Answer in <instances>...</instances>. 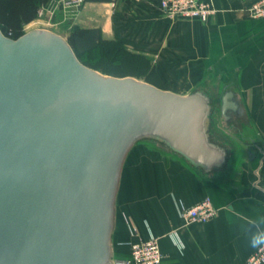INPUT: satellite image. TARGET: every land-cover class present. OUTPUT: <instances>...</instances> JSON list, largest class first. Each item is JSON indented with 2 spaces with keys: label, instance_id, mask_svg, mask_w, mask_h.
Listing matches in <instances>:
<instances>
[{
  "label": "water",
  "instance_id": "1",
  "mask_svg": "<svg viewBox=\"0 0 264 264\" xmlns=\"http://www.w3.org/2000/svg\"><path fill=\"white\" fill-rule=\"evenodd\" d=\"M222 97L223 115L236 109ZM214 103L84 64L66 36L0 29V264H117L114 233L127 157L155 140L206 172L227 149Z\"/></svg>",
  "mask_w": 264,
  "mask_h": 264
},
{
  "label": "crops",
  "instance_id": "2",
  "mask_svg": "<svg viewBox=\"0 0 264 264\" xmlns=\"http://www.w3.org/2000/svg\"><path fill=\"white\" fill-rule=\"evenodd\" d=\"M205 1L216 8L206 21L169 18L160 0H87L69 11L50 0L44 17L25 26L63 35L75 24L99 27L105 38L151 59L157 84L177 93L202 89L220 96V119L212 117L210 129L228 151L224 166L206 172L155 140L140 141L129 153L114 233L121 258L127 257L129 242L151 235L159 239L162 264H245L258 249L248 240L249 229L264 218V18L246 11L259 0ZM228 91L238 107L223 115ZM205 197L217 215L187 222L181 209ZM175 230L182 247L171 236Z\"/></svg>",
  "mask_w": 264,
  "mask_h": 264
},
{
  "label": "trees",
  "instance_id": "3",
  "mask_svg": "<svg viewBox=\"0 0 264 264\" xmlns=\"http://www.w3.org/2000/svg\"><path fill=\"white\" fill-rule=\"evenodd\" d=\"M50 0H0V29L4 34L17 39L26 32L25 26L38 17L39 10ZM116 1V0H96ZM79 59L86 65L105 74L114 76H135L149 81L164 89H169L165 83L157 84L156 67L152 60L143 54L128 50L125 44L118 39L105 38L99 27L85 28L77 24L72 25L66 35ZM103 59L101 64H91L82 59L81 54L96 50ZM99 57V56H98ZM97 57V58H98ZM96 58V59H97ZM154 76V80L150 77ZM164 86H168L164 87ZM130 255V250L127 252ZM115 249V257L119 258ZM121 258V257H120Z\"/></svg>",
  "mask_w": 264,
  "mask_h": 264
},
{
  "label": "built area",
  "instance_id": "4",
  "mask_svg": "<svg viewBox=\"0 0 264 264\" xmlns=\"http://www.w3.org/2000/svg\"><path fill=\"white\" fill-rule=\"evenodd\" d=\"M64 10H74L79 8L87 0H54ZM160 8L169 18H198L206 21L212 14L216 12V8L212 2L205 0H160ZM246 11L249 16L254 18H264V0H259L249 6ZM45 15V6L39 10L38 17ZM181 216L187 222H208L214 218L218 210L214 206L210 197H205L191 207L181 209ZM137 230L134 228V233ZM172 238L179 245L183 246V242L175 230L172 232ZM130 255L125 258H117V264H162L163 253L160 247L159 239L155 235H151L146 241H132L128 243ZM245 264H264V246L258 247L246 260Z\"/></svg>",
  "mask_w": 264,
  "mask_h": 264
},
{
  "label": "rangeland",
  "instance_id": "5",
  "mask_svg": "<svg viewBox=\"0 0 264 264\" xmlns=\"http://www.w3.org/2000/svg\"><path fill=\"white\" fill-rule=\"evenodd\" d=\"M29 29H31V28H27L26 29V31L27 30H29ZM64 36H66V35H64ZM99 49L97 50V52H96V50L95 51H93V52H89V53H83V54H81V57H82V59H84V60H86V61H88L89 63H91V64H94V63H99V64H101L102 62H103V59H102V57H101V55H100V53H99ZM99 56V57H98ZM98 57V58H97ZM97 58V59H96ZM151 79H155L154 78V76H151L150 77ZM156 80V79H155ZM164 87H167L168 88V86H164ZM224 91V88H222V90H221V92H223ZM213 103H214V109H213V117L215 116L217 119H220V117H219V103H220V96H216V97H213ZM143 141V140H142ZM145 141V140H144ZM120 258V257H119ZM125 258V257H124Z\"/></svg>",
  "mask_w": 264,
  "mask_h": 264
},
{
  "label": "clouds",
  "instance_id": "6",
  "mask_svg": "<svg viewBox=\"0 0 264 264\" xmlns=\"http://www.w3.org/2000/svg\"><path fill=\"white\" fill-rule=\"evenodd\" d=\"M248 243L252 248L264 246V218L259 221V227L249 229Z\"/></svg>",
  "mask_w": 264,
  "mask_h": 264
}]
</instances>
